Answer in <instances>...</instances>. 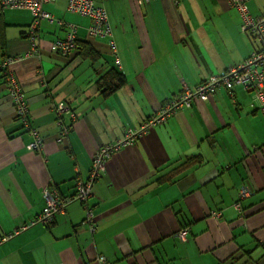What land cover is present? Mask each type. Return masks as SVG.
I'll use <instances>...</instances> for the list:
<instances>
[{
  "label": "crops",
  "instance_id": "0c3cea01",
  "mask_svg": "<svg viewBox=\"0 0 264 264\" xmlns=\"http://www.w3.org/2000/svg\"><path fill=\"white\" fill-rule=\"evenodd\" d=\"M94 1L106 10L111 37L90 36L89 19L79 15L72 23L78 44L93 50L86 57L80 46L66 57L50 51L67 27L45 21L40 51L31 54L29 11L0 14V60L22 57L11 71L42 139L40 151L26 149L30 135L0 72V264H97L99 255L109 264H264V113L240 86L193 100L112 153L86 202L93 230L77 201L49 224L29 225L45 189L61 199L73 194L98 147L138 128L183 83L193 88L260 46L227 0ZM65 4L44 8L67 22ZM246 4L264 15V0ZM116 76L124 82L109 86ZM59 103L74 113L62 116L66 135L53 111ZM242 187L249 193L239 198ZM182 228L184 240L176 236Z\"/></svg>",
  "mask_w": 264,
  "mask_h": 264
},
{
  "label": "built area",
  "instance_id": "2783aa9c",
  "mask_svg": "<svg viewBox=\"0 0 264 264\" xmlns=\"http://www.w3.org/2000/svg\"><path fill=\"white\" fill-rule=\"evenodd\" d=\"M55 0H0V14L8 8L26 9L31 14V22L28 26L27 36L31 41L30 53L37 54L35 49L36 29L42 20L50 24H63L64 22L57 19L53 14L44 8L46 3H52ZM143 0H136L140 4ZM175 3L178 0H173ZM228 3L237 8L241 16L240 30L249 32L259 42L258 49L251 50L250 54L243 60L241 64L228 67L219 73L209 75L205 80L199 82L193 88L183 83L181 92L173 98H170L165 104L154 114L143 121L138 128H127L124 137L116 140L114 143L105 144L98 147L92 155L91 166L88 175L84 178L77 175L75 181V189L72 195L60 198L55 190H44L45 204L41 212L29 223L47 224L54 220L56 214L63 211L66 204L70 202H80L83 204L86 215L82 223L87 225L90 230L95 228L93 222V213L89 206L86 205L87 200L92 196V186L106 170V162L112 153L120 148L130 145L142 133L147 131L155 124L162 123L175 110L184 106H189L195 99L206 101L219 88L224 87L226 90H232L234 86H240L243 90L253 93V101L257 103V107L264 113V15L254 17L250 14L246 0H227ZM67 9L70 12H76L90 18L88 32L92 36H104L109 33V24L106 19V12L103 7L96 5L94 0H67ZM68 32L63 37H57L50 44V50L61 56L67 55L75 47V31L76 27L71 24H65ZM112 46L114 47L113 43ZM26 55H28L26 53ZM22 57H7L0 60V72L5 75L9 98L15 111L16 119L20 122L22 128L30 135L31 141L26 144L27 150L40 151L42 149V139L38 131L31 127L27 119V101L21 93L20 85L11 71V65ZM253 107V102L250 103ZM53 111L56 114L61 135H66L69 127L63 123L62 116L67 114L71 117L74 113L71 109L59 103L54 105ZM248 190L242 187L239 191V198L248 195ZM239 203H237L238 205ZM26 227V226H22ZM187 228L180 229L176 236L180 240L185 239ZM11 236H4L2 240ZM97 264H109L104 256L97 257Z\"/></svg>",
  "mask_w": 264,
  "mask_h": 264
},
{
  "label": "trees",
  "instance_id": "16d2710c",
  "mask_svg": "<svg viewBox=\"0 0 264 264\" xmlns=\"http://www.w3.org/2000/svg\"><path fill=\"white\" fill-rule=\"evenodd\" d=\"M67 1V0H66ZM135 2H136V0H134ZM152 1H155V0H143L140 4H138L137 2H136V4H138V5H141V4H144V3H149V2H152ZM172 2H174L173 0H171ZM95 2V1H94ZM178 2H179V0H178ZM177 2V3H178ZM177 3H175L174 2V4H177ZM96 4V3H95ZM97 5V4H96ZM100 6V5H99ZM102 7V6H101ZM65 9H66V11L67 12H70V11H68V9H67V2H66V4H65ZM103 9L105 10V8L103 7ZM105 12H106V10H105ZM70 13H75V14H78V15H80V16H84V15H82V14H79V13H76V12H70ZM31 15V14H30ZM54 16V15H53ZM84 17H86V18H88L89 19V24H90V18L88 17V16H84ZM32 19V18H31ZM58 19V18H57ZM106 19H107V22H108V24H109V33L108 34H106V35H104V36H93V37H97V38H105V37H107V38H110L111 37V26H110V23H109V21H108V17H107V13H106ZM59 20H61V19H59ZM43 21H45V20H42L40 23H39V25H38V28L36 29V40H35V49H36V51H37V54L39 53V51H40V38H39V29H40V25H41V23L43 22ZM62 21V20H61ZM31 22V21H30ZM46 22V21H45ZM64 22V21H63ZM48 23V22H47ZM48 24H50V23H48ZM65 24H69V23H67V22H64V26H65ZM89 24H88V26H89ZM52 25V24H51ZM57 25V24H56ZM63 24H60V25H58V26H62ZM73 25V24H72ZM74 27H75V25H73ZM88 26H87V32H88ZM27 31H28V29H27ZM68 32V30H66L65 31V34L64 35H66V33ZM88 34H89V32H88ZM63 35V36H64ZM90 35V34H89ZM63 36H56V37H54V39L55 38H57V37H63ZM90 36H92V35H90ZM28 37V36H27ZM54 39H52L50 42H49V49H50V44H51V42L52 41H54ZM74 42H75V47H74V49L76 48H78V46H80V48H81V51H80V53H81V55L83 56V57H86L88 54H90V52H92L93 50L91 49V47H89L87 44H83L82 46L81 45H79L78 44V42H77V30L75 31V40H74ZM112 43L113 42H111L110 41V45H111V47L114 49V47L112 46ZM113 45H114V43H113ZM30 46H31V41H30ZM74 49H72L71 50V52L74 50ZM51 51V50H50ZM71 52H69L67 55H62L63 57H66V56H68ZM55 53V52H54ZM79 52H78V54H80ZM56 54H58V53H56ZM60 55V54H59ZM114 73H116V72H114ZM4 75V74H3ZM120 75V74H119ZM4 77H5V75H4ZM99 81H100V79H99ZM114 82H112L113 84L111 85H109V86H115V85H120V84H122L123 82H124V79H123V77L122 76H116L115 77V80H113ZM108 86V87H109ZM145 121V120H144ZM74 192V191H73ZM50 223V222H49ZM49 223H47V224H49Z\"/></svg>",
  "mask_w": 264,
  "mask_h": 264
},
{
  "label": "rangeland",
  "instance_id": "374dc122",
  "mask_svg": "<svg viewBox=\"0 0 264 264\" xmlns=\"http://www.w3.org/2000/svg\"><path fill=\"white\" fill-rule=\"evenodd\" d=\"M24 10H26V9H24ZM64 14H66V16H67V18H64L67 21V23L73 24L72 22H75L77 20H81L80 19L81 17L79 15H77V14H73V13H70V12H67V11H65ZM73 25H75V24H73ZM241 63H239V64H241Z\"/></svg>",
  "mask_w": 264,
  "mask_h": 264
},
{
  "label": "bare ground",
  "instance_id": "6f19581e",
  "mask_svg": "<svg viewBox=\"0 0 264 264\" xmlns=\"http://www.w3.org/2000/svg\"><path fill=\"white\" fill-rule=\"evenodd\" d=\"M67 2V1H66ZM241 18V17H240ZM22 28V27H21ZM95 38V37H94ZM27 39V38H26ZM98 39V38H97ZM91 42V41H90ZM1 49V48H0ZM24 53V52H23Z\"/></svg>",
  "mask_w": 264,
  "mask_h": 264
}]
</instances>
